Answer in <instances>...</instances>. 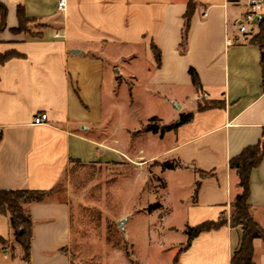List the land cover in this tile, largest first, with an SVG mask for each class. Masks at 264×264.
I'll use <instances>...</instances> for the list:
<instances>
[{"label":"crops","instance_id":"1","mask_svg":"<svg viewBox=\"0 0 264 264\" xmlns=\"http://www.w3.org/2000/svg\"><path fill=\"white\" fill-rule=\"evenodd\" d=\"M194 1L182 50L189 0H67L64 11L57 0H0L8 7L0 52L18 54L0 64V190L52 193L74 162L124 172L132 167L144 178L146 166L158 163V178L180 174L188 184L180 198L185 236L166 250L160 242L159 254L174 251L169 264H231L243 231L229 223L242 191L229 161L264 134L261 50L252 41L227 43L247 0ZM19 8L32 19L26 30L18 29ZM190 68L198 73L199 87ZM139 74L147 100L130 90V105L148 101L154 111L132 128L116 116V93L123 80L135 84ZM207 102L219 106L199 109ZM44 111L48 121L34 124ZM189 113L190 121L163 135L146 130L153 117L163 126ZM166 160L179 166L164 170L160 165ZM51 193L23 205L33 220L29 262L9 216L0 213V264L83 263L71 252L73 206ZM249 203L264 227V158L250 173ZM158 204L150 215L163 207ZM221 217L228 223L201 232L183 251L176 249L186 244L187 227ZM253 247L254 264H264V240L255 238Z\"/></svg>","mask_w":264,"mask_h":264},{"label":"rangeland","instance_id":"2","mask_svg":"<svg viewBox=\"0 0 264 264\" xmlns=\"http://www.w3.org/2000/svg\"><path fill=\"white\" fill-rule=\"evenodd\" d=\"M26 26L30 27V22ZM144 82V77L139 74L138 82L130 84L123 80L117 89L116 116L120 123L125 121L132 128H138L154 111L153 103L148 101L139 107H134V103L130 105V90L136 96L141 91V96L147 100L142 90ZM172 162L175 167L179 166L178 162ZM157 166L158 163L146 166L147 178L135 176L138 169L132 167L124 172L107 164L74 162L69 166L66 177L51 196L68 200L73 206L71 252L76 261L82 260V264L170 263L174 251L161 255L158 244H164L166 250L167 244L184 238L181 232L184 207L180 198L187 192L188 184L180 174L158 178L154 172ZM159 202L163 207L150 215L149 207H155ZM184 244H179L176 249H182Z\"/></svg>","mask_w":264,"mask_h":264},{"label":"trees","instance_id":"3","mask_svg":"<svg viewBox=\"0 0 264 264\" xmlns=\"http://www.w3.org/2000/svg\"><path fill=\"white\" fill-rule=\"evenodd\" d=\"M196 3L194 0H189L188 9L185 14V24L183 28L182 35V50L185 49L187 41V33L190 25L191 15L194 11ZM8 15V7L0 2V31L6 29ZM18 18L20 25L18 29L26 30V23L32 21V19L26 17L24 11L18 9ZM252 42L258 44L261 50V62L264 72V19L260 24V30L252 39ZM16 52H0V64H3L10 58L17 56ZM157 61H160V54L156 55ZM190 74L192 76L193 84L196 87L200 86V80L198 73L194 68H190ZM217 102H207L199 104V109H208L213 107H218ZM192 118V113L182 115L179 122L171 125H159L156 123L157 118L153 117L146 126L147 131H152L154 133H160L163 135L166 131L177 128L179 125L190 121ZM264 158V134L258 143L254 145H249L245 147L240 154L234 156L230 161V167L237 170L239 175V185L242 191L236 196L232 203V212L229 219V223L232 226L242 227V239L238 250H236L231 259V264H254L253 255L254 247L253 241L255 238H262L264 240V227L260 225L253 217L251 213V205L249 203L250 197V173L251 171L260 165ZM163 167L175 168V163L172 161H165L161 163ZM51 191L47 190H0V213L8 215L10 219V224L14 230L15 237L17 241L22 245L24 250V259L30 261V248L31 240L33 236V220L29 214L24 210V204L33 201H42L49 195ZM157 204L156 206H158ZM154 205L149 207L151 210ZM228 223L226 217H221L218 221H206L199 225L193 227H187L186 233L188 235V240L184 247L179 250L183 251L191 241L198 236L201 232L206 230H211L219 228Z\"/></svg>","mask_w":264,"mask_h":264},{"label":"built area","instance_id":"4","mask_svg":"<svg viewBox=\"0 0 264 264\" xmlns=\"http://www.w3.org/2000/svg\"><path fill=\"white\" fill-rule=\"evenodd\" d=\"M58 10L66 9L67 0H57ZM264 19V0H247L246 11L242 17L236 21V30L233 34L227 36L228 45L249 43L259 32L260 24ZM56 36H59L56 33ZM204 93L201 98H205ZM49 116L46 111L40 112L33 118L36 125L44 124L48 121ZM1 132V130H0Z\"/></svg>","mask_w":264,"mask_h":264}]
</instances>
